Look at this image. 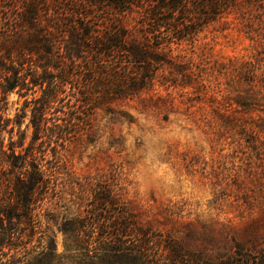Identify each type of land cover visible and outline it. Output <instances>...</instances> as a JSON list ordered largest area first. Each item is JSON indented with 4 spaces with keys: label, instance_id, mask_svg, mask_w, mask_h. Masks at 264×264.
<instances>
[{
    "label": "rangeland",
    "instance_id": "374dc122",
    "mask_svg": "<svg viewBox=\"0 0 264 264\" xmlns=\"http://www.w3.org/2000/svg\"><path fill=\"white\" fill-rule=\"evenodd\" d=\"M135 21L127 42L146 45ZM156 54L163 64L132 96L88 107L75 102L78 92H65L47 114L48 126L75 119L56 121L70 132L62 140H42L44 157L34 164L42 166L49 189L30 207L34 235L16 242L18 253L3 261L25 264L53 244L62 264H70L77 253L64 254V246L73 247V224L93 218L96 199L106 196L116 205L100 207L106 219L128 211L193 256L174 262L151 256L158 264L219 262L237 248L264 264V3ZM112 57L103 61L128 67L122 54ZM82 61H89L87 54ZM96 90L95 98L105 94ZM23 102L15 92L0 97L5 145L10 138L16 147L30 144L31 104ZM89 233L86 228L81 236Z\"/></svg>",
    "mask_w": 264,
    "mask_h": 264
},
{
    "label": "trees",
    "instance_id": "16d2710c",
    "mask_svg": "<svg viewBox=\"0 0 264 264\" xmlns=\"http://www.w3.org/2000/svg\"><path fill=\"white\" fill-rule=\"evenodd\" d=\"M263 3L264 0H0V97L15 92L25 105L31 104L32 128L28 147L22 148L21 143L16 147L11 138L5 145L0 120V264H11L1 258L18 253V241L34 235L30 207L46 197L49 189L42 166L34 162L43 160L45 140L57 142L70 134L56 121H67L65 125H69L75 119L57 118L47 125V114L63 102L65 92H78L75 102L88 107L94 100L128 98L144 89L157 71L155 66L163 64L157 51L177 47L221 18L242 9L260 8ZM91 19L100 22L101 27ZM134 19L146 45L127 42L130 21ZM162 30L166 35L157 36ZM118 53L125 57L128 67L116 68L103 61ZM86 54L89 61L83 62ZM132 73L139 78H131ZM77 78L78 84L73 83ZM100 80L112 82L104 86ZM96 89H103L105 94L95 98L91 92ZM96 201L93 218L73 224V247L64 246V254L69 249L77 253L70 257L75 258L70 264H158L150 260L156 254L164 262L165 258L174 262L193 257L168 235L138 223L128 211L106 219L100 207L114 210L116 205L106 196ZM86 228L90 233L84 238L81 234ZM252 255L237 248L225 260L195 264H263L254 261ZM60 258L55 245L50 244L25 264H62Z\"/></svg>",
    "mask_w": 264,
    "mask_h": 264
}]
</instances>
